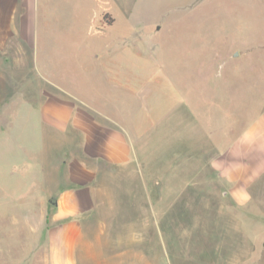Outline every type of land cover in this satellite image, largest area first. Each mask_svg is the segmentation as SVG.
<instances>
[{"label": "rangeland", "instance_id": "rangeland-1", "mask_svg": "<svg viewBox=\"0 0 264 264\" xmlns=\"http://www.w3.org/2000/svg\"><path fill=\"white\" fill-rule=\"evenodd\" d=\"M41 2L30 49L0 35V264H47L56 196L33 188L45 171L46 182L67 186L77 148L69 128L42 140L38 102L58 96L75 107H118L161 157L165 139L181 144L192 120L206 125L221 108L227 126L229 109L239 126L240 112L264 104V0ZM100 8L107 11L98 15ZM157 173L154 203L150 180L138 173L105 175L102 185L97 178V204L79 217L96 221L84 234L114 238L115 252L94 264H264V208L240 226L221 195L197 187L166 195Z\"/></svg>", "mask_w": 264, "mask_h": 264}, {"label": "crops", "instance_id": "crops-1", "mask_svg": "<svg viewBox=\"0 0 264 264\" xmlns=\"http://www.w3.org/2000/svg\"><path fill=\"white\" fill-rule=\"evenodd\" d=\"M3 2L9 5L8 9L2 6ZM41 6V0H0V35H16L30 49ZM102 11L107 10L100 8L98 15ZM13 20H16L15 25ZM34 65L33 59L29 66L34 68ZM45 100L38 102L42 140L50 137L54 140L56 134L61 136L69 128L73 131L72 142L78 141L74 143L75 156L69 161V172L65 176L67 186L62 189L46 182L45 171L43 182H37L33 188L37 187L36 195L56 196L52 216L56 223L46 230L47 264H94L93 259L102 252H115L114 238L84 234V228L94 226L96 221L79 215L97 204L95 191L102 185L103 177L119 171L126 172L124 176L128 178L130 173L148 178L147 193L152 203L153 195L158 193L157 170L164 172L166 195H181L195 187L202 189V194L221 195L222 205L228 206L236 218L239 216L240 226H244L243 221L251 210L264 208V104L255 114L240 112L243 116L239 126L236 125L237 111L229 109L227 126L222 123L225 110L221 108L215 115H209L206 125L201 124L199 118L200 124L192 120L190 133L176 138L181 144L172 145L173 138L165 139L167 152L161 157L162 154H153L151 138L131 133L132 124L129 126L127 121L132 119L126 118L129 114L118 107L88 101L84 108L75 107L58 96ZM246 104L241 109H245ZM192 154H196V160L190 161ZM184 159L188 165H182ZM187 176L192 178V183L185 185L182 179ZM41 201L43 204L44 200Z\"/></svg>", "mask_w": 264, "mask_h": 264}]
</instances>
